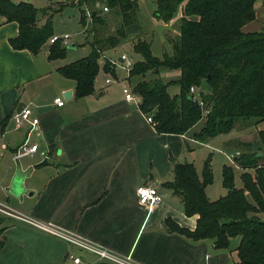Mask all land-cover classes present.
<instances>
[{
	"label": "crops",
	"instance_id": "0c3cea01",
	"mask_svg": "<svg viewBox=\"0 0 264 264\" xmlns=\"http://www.w3.org/2000/svg\"><path fill=\"white\" fill-rule=\"evenodd\" d=\"M254 7V19L242 27L245 32L264 27V0H257ZM17 34V22L0 15V208L8 212L0 211V264H118L70 245L20 216L53 223L119 256L130 255L134 264H229L230 260L234 264L233 252L227 255L226 248H215L211 239H192L170 228L173 223L193 230L198 215L184 214L181 198L166 182L173 179L172 167L180 162L183 143L193 156L196 149L209 148L205 156L211 154V160L210 148H216L225 158L222 165L229 164L236 157L229 160L226 154L250 152L246 144L259 139L264 120L255 125L240 122L234 133L236 123L230 132L203 142L191 135L201 121L183 135L157 133L136 103L114 96L97 79L93 93L76 97L75 81L58 72L63 65L52 64L58 58H48L50 46L43 50V44L37 53L14 49L9 40ZM163 74L165 80L178 77V71ZM110 75L127 82L124 87L132 93L142 79L116 70ZM69 90L65 99L63 93ZM172 91L177 93L178 87ZM55 98L63 99V104L57 105ZM22 103L38 119L33 127L30 123L16 127L13 122ZM24 141L37 144L48 157L42 159L38 151L14 159L15 149ZM237 144L244 148L227 153ZM18 169L26 174L24 191L14 196L10 188ZM142 184L155 186L160 194L151 209L138 202L136 189ZM68 253L81 262L75 263Z\"/></svg>",
	"mask_w": 264,
	"mask_h": 264
},
{
	"label": "trees",
	"instance_id": "16d2710c",
	"mask_svg": "<svg viewBox=\"0 0 264 264\" xmlns=\"http://www.w3.org/2000/svg\"><path fill=\"white\" fill-rule=\"evenodd\" d=\"M256 1L155 0L153 16L164 23L176 22L178 33L169 38L172 51L158 57L150 43L138 36L132 50L141 59L134 61L128 78L142 76L132 89L140 97L139 109L152 115L157 133L183 135L204 118L192 134L203 142L230 132L238 121L255 125L264 120V27L254 32L242 29L255 17ZM75 2L89 9L93 35L97 26L106 24L104 6L117 18L114 33L94 36L89 55L57 68L62 76L75 81L76 97H82L94 91L100 55L141 35L142 30L137 0ZM37 13L29 0H0V15L18 24L17 36L9 40L14 49L37 53L51 35L48 26L37 25ZM59 41L50 46L49 59L63 57ZM102 68L114 73L107 61ZM165 70L178 71V77L164 80ZM170 86H177V93H171ZM191 86L197 88L207 114L203 115V108L190 93ZM257 136L258 150L247 143L250 152L236 157L242 169L240 186L235 184L233 166L222 165V185L227 191L220 197L209 199L206 194V187L213 182L211 154L203 161L201 173L191 162H175L173 179L166 182L181 198L184 213L198 215L193 230L173 223L170 228L192 239L209 238L215 248H228L230 239L239 236L234 264H264V129ZM257 151L261 156H256Z\"/></svg>",
	"mask_w": 264,
	"mask_h": 264
},
{
	"label": "rangeland",
	"instance_id": "374dc122",
	"mask_svg": "<svg viewBox=\"0 0 264 264\" xmlns=\"http://www.w3.org/2000/svg\"><path fill=\"white\" fill-rule=\"evenodd\" d=\"M17 1V0H14ZM19 1V0H18ZM38 10L37 13V25L39 27L48 26L51 35L46 40L43 46V50H47L48 46H51L53 43H50V38L52 35L63 36L64 34L69 35V39L66 41L60 40L59 45L64 50V55L61 58L55 60L52 64L55 65H64L76 61L82 57H85L90 54L92 51V42L95 37H106L114 33V26L117 18L112 14H109V11H104V14H108L106 17L107 21L105 25L97 26V30L93 35L91 30V23L87 16L90 13L89 9L83 4L76 3L75 0H29ZM138 1V10L137 18L141 27V35H134L132 38L129 37L120 43L118 46L114 47V50L109 52H103L99 58L100 70L97 74V80L99 84L106 85L109 87L111 94L116 97L124 96L123 88L127 84L124 80H114L110 73L109 75L103 73V63L105 59L111 58L115 61L116 66L115 70L119 72V75H124L125 71L120 68V55L121 53H127L133 60H140L141 56L136 54L132 50V46L135 43V40L139 36L144 38L150 43L151 51L154 55L162 57L164 52L171 53L172 45L169 42V38H173L177 35V25L176 22L170 21L164 23L163 21L156 19L153 16V10L155 8V0H137ZM179 13V12H178ZM177 13V14H178ZM177 17V16H176ZM72 44H75V47H71ZM106 57V58H105ZM114 70V71H115ZM55 72V71H54ZM54 74V73H53ZM164 76V74H163ZM110 78V83H105L106 78ZM142 77V76H141ZM149 77V75H146ZM165 80V79H164ZM128 85V84H127ZM177 87V86H176ZM169 91L173 93L174 86H170ZM202 118L201 122H203ZM238 121L233 132L237 131V127L240 125ZM189 131V130H188ZM187 131V132H188ZM194 132V131H193ZM240 132V131H239ZM190 134V132L188 133ZM193 133H191L192 135ZM214 145V144H212ZM218 147L217 145H214ZM213 146V147H214ZM236 147L240 149L244 148L242 145L232 146L229 149L234 152ZM213 151L214 158L211 160V166L213 171V182L207 186L206 194L209 199H216L221 195L226 193V188L222 185V175L221 168L225 158L221 153H219L216 148H210ZM198 150V151H197ZM209 148L201 147L195 150V155L193 156L191 152L187 150L185 144L183 143V151L180 153L179 161L191 162L198 168L199 173L203 166V160L205 159V153ZM245 153V152H243ZM242 154V152H240ZM205 156V157H204ZM228 159V158H227ZM226 159V160H227ZM230 166H233L235 170V184L236 186L241 185L240 173L241 167L239 166L237 160L229 163ZM184 212V211H183ZM185 214V213H184ZM186 215V214H185ZM187 216V215H186ZM239 236L233 237L230 239L228 248L224 249V252L228 251L233 252V258H237L234 253L236 246L239 243ZM226 250V251H225ZM229 255V253L227 254ZM231 263V260L229 261Z\"/></svg>",
	"mask_w": 264,
	"mask_h": 264
},
{
	"label": "built area",
	"instance_id": "2783aa9c",
	"mask_svg": "<svg viewBox=\"0 0 264 264\" xmlns=\"http://www.w3.org/2000/svg\"><path fill=\"white\" fill-rule=\"evenodd\" d=\"M107 10H108L107 7L104 6L103 11H107ZM87 16H88L90 23H91L90 13L87 14ZM67 39H69L68 34H64L63 36L52 35V37L50 38V43H54L58 40L66 41ZM105 61L108 62L109 68L114 71L115 66H116L115 61L112 60L111 58H107V59H105ZM133 63H134V60L127 53H125V52L121 53L119 65H120V68L123 71H125V74L127 76L129 75V72L133 66ZM112 79H114V78H112ZM110 81H111V79L109 77L106 78V80H105L106 83H109ZM123 92H124V97L126 100L132 101V102L136 103L137 105H139L140 97L138 95L132 93V91L128 87H124ZM190 93L193 94L194 99L203 108V115L207 114L208 109L204 107V102L198 96L197 88L191 86L190 87ZM54 102L57 105H62L64 100L61 98H55ZM145 116H146V120L154 126L155 121L152 118V115H145ZM12 119H13V122H14L16 127H19V126L23 125L24 123H30L31 126L33 127L38 122V119L32 116V111L27 106H24L21 108L20 111L15 112L12 116ZM38 151H39V146L37 144H31L30 145L26 141H24L22 144H20L15 149V151L13 153V157H14V159H17V158L24 156V155H32L33 153L38 152ZM39 152H40L39 154L42 156V159L45 160L48 157L47 152H45V151H39ZM239 155H240V151H236L234 154H226V157L229 160H234V158L239 156ZM136 193H137V198H138L139 204L147 207L148 209H151L154 205H156L160 201V194L158 192V189L155 186L148 185V184H142V185L137 187ZM0 211L8 213L6 210L1 209V208H0ZM19 218L22 219L23 221H25V222L43 230V231L51 234V235H54L56 237L63 239L64 241H66L70 245H74V246H77L83 250L92 252L95 255H97L99 258L106 259V260H109L112 262H116L118 264H134L130 255L119 256V255L113 253L112 251H110L109 249H107L106 247L99 245V244H96L94 242H91L90 240H87L85 238H82L81 236L73 233L72 231L66 230L62 227H59V226L53 224V223L38 222L35 220H31L29 218H25L23 216H20ZM262 220L264 222V215L262 217ZM68 257L71 258L75 263L81 262L80 258L75 257L73 254L68 253Z\"/></svg>",
	"mask_w": 264,
	"mask_h": 264
},
{
	"label": "water",
	"instance_id": "95a60500",
	"mask_svg": "<svg viewBox=\"0 0 264 264\" xmlns=\"http://www.w3.org/2000/svg\"><path fill=\"white\" fill-rule=\"evenodd\" d=\"M71 47H75V44H72ZM71 95V91L69 90L67 93H63V97L65 99L69 98ZM24 106V104H19L16 112L20 111L21 108ZM260 144V140L257 139L253 142H251V147L253 150H258V146ZM261 152L257 151L256 156H261ZM25 172H22L20 169H18L13 177L12 180V185L10 188V193L13 194L14 196H19L20 193H22L24 191V187H23V178L25 177Z\"/></svg>",
	"mask_w": 264,
	"mask_h": 264
}]
</instances>
